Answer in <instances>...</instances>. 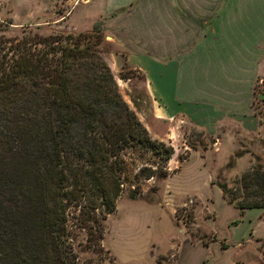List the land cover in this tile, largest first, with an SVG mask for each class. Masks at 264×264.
I'll use <instances>...</instances> for the list:
<instances>
[{"label":"trees","instance_id":"1","mask_svg":"<svg viewBox=\"0 0 264 264\" xmlns=\"http://www.w3.org/2000/svg\"><path fill=\"white\" fill-rule=\"evenodd\" d=\"M82 36L3 40L10 52L0 53V264H77L66 227L69 210L97 248L101 221L122 190V152L142 147L165 162L173 154L171 145L150 138L108 66L81 46ZM154 174L139 169L146 179ZM225 201L239 214L264 210Z\"/></svg>","mask_w":264,"mask_h":264},{"label":"crops","instance_id":"2","mask_svg":"<svg viewBox=\"0 0 264 264\" xmlns=\"http://www.w3.org/2000/svg\"><path fill=\"white\" fill-rule=\"evenodd\" d=\"M99 1L72 8L69 16L84 29L103 19L115 49L112 73L120 59L142 76L152 139L169 143L174 152L176 129L184 120L208 130V154L229 156L241 146L239 140L264 138V0ZM160 124L161 135L153 129ZM173 154L167 177L186 163L171 164ZM206 172L208 190L190 198L213 208L214 239L203 243L179 230L173 264H237L264 241V210L239 214L210 183L214 170Z\"/></svg>","mask_w":264,"mask_h":264},{"label":"rangeland","instance_id":"3","mask_svg":"<svg viewBox=\"0 0 264 264\" xmlns=\"http://www.w3.org/2000/svg\"><path fill=\"white\" fill-rule=\"evenodd\" d=\"M97 2L100 1L0 0V47L6 46L0 53L10 52L9 43H3L7 39L58 32L84 34L81 46L91 47L108 68L110 66L120 97L149 135L150 101L142 76L120 59H115L117 73H112L115 49L105 37L108 33L103 19L84 29L81 27L85 25L78 27L69 16L72 8L82 4L90 8ZM96 24L97 31L93 30ZM179 124L171 164L179 168V161L186 160V163L178 174L159 176L157 171L167 170L168 160H161L145 148L133 147L122 152L125 165L122 190L114 210L101 221L102 239L97 248L95 245L96 249L86 242L84 230L74 225L71 217L74 211L69 210L66 227L77 264H173L174 248L182 234L179 230L203 243L213 240L214 236L209 233L215 227L209 221L213 208L206 202L190 198L192 194L200 198L208 190L203 183L207 170H214L210 183L218 187L225 200L232 198L234 203L264 207V138L239 140L241 146L229 156L208 154L205 153L210 146L208 130L196 128L185 120ZM153 129L161 135L164 127L160 124ZM191 150L199 154L190 155ZM200 162L204 166L199 167ZM141 167L154 169V176L148 179L140 176ZM246 254L248 256L239 259L237 264H264V241L250 247Z\"/></svg>","mask_w":264,"mask_h":264},{"label":"water","instance_id":"4","mask_svg":"<svg viewBox=\"0 0 264 264\" xmlns=\"http://www.w3.org/2000/svg\"><path fill=\"white\" fill-rule=\"evenodd\" d=\"M262 97H263V94H260V95H259V98H262Z\"/></svg>","mask_w":264,"mask_h":264}]
</instances>
